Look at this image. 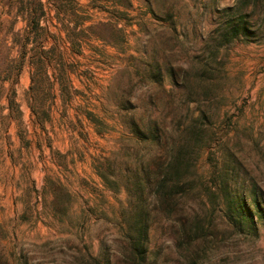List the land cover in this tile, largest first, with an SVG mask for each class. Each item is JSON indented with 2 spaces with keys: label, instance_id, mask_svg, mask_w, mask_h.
Returning a JSON list of instances; mask_svg holds the SVG:
<instances>
[{
  "label": "rangeland",
  "instance_id": "rangeland-1",
  "mask_svg": "<svg viewBox=\"0 0 264 264\" xmlns=\"http://www.w3.org/2000/svg\"><path fill=\"white\" fill-rule=\"evenodd\" d=\"M246 1L0 0V259L138 264L124 169L167 172L183 145L191 189L164 211L150 194L142 264H264V8ZM237 10L255 40L225 45ZM37 46L49 57L42 126ZM131 121L165 140L137 143ZM235 196L247 216L229 221Z\"/></svg>",
  "mask_w": 264,
  "mask_h": 264
},
{
  "label": "trees",
  "instance_id": "trees-1",
  "mask_svg": "<svg viewBox=\"0 0 264 264\" xmlns=\"http://www.w3.org/2000/svg\"><path fill=\"white\" fill-rule=\"evenodd\" d=\"M261 7L264 8V0H259L258 2ZM247 9H251L252 5L248 2H245ZM39 14L34 17V25L36 30L40 31L39 28L41 17L43 16L42 8L39 3L37 4ZM256 7L257 4H254ZM238 9V5H237ZM231 10L224 9L222 12L228 14ZM236 14V19L232 18L227 20L225 26L222 28L220 38L222 39L225 45L231 44L233 42H250L254 41L253 30L247 25L246 21L242 18V13L237 10L233 12ZM33 22V21H32ZM30 24V23H29ZM252 38V39H251ZM28 38L24 42L22 57L26 56V45L28 44ZM47 53L42 51L39 46L36 50L33 49L31 65L35 67L34 73L31 76V94H32V112L36 120L41 124L44 123V120L48 117L47 113L41 110L43 107V100L49 97L50 87L47 85L46 78V69H47ZM21 68L19 67L18 70ZM10 113L12 112V100L9 101ZM17 110V109H16ZM9 113V115H10ZM18 114V112H17ZM131 133L134 135L137 143L148 142L160 145V142L165 140L164 133L162 134L158 128L157 123L153 122L150 124L147 131H142L138 125L131 121L130 123ZM187 146L179 145L175 151L172 152L170 164L167 168V172L162 173L161 166L156 164L153 160L147 165H143L138 162L132 167L130 164L126 165L125 170L128 171L126 182L124 184L125 190L129 195L131 210L133 215L128 217L126 220L127 228L125 229L124 236L127 238L129 243V252L132 255V258L138 260V264L144 262L145 254V244L147 241V236L149 232V225L146 222L147 220V210L145 209V204L147 199L152 194L155 202L161 210H165L171 205L172 198L176 195H182L186 191H189L190 184L185 181V176L182 174L187 170ZM130 166V167H129ZM107 171L111 172L110 163H107ZM105 168V169H106ZM101 178L107 181L106 176L101 172H98ZM244 202V199H243ZM240 215L241 219H244L247 214L244 211L243 204L239 205L237 202V196L234 197V200L227 202V218L229 221L234 220V215ZM0 264H8L7 260L4 258L0 259Z\"/></svg>",
  "mask_w": 264,
  "mask_h": 264
}]
</instances>
